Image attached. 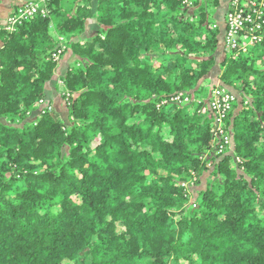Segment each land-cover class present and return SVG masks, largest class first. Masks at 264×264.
<instances>
[{
	"label": "trees",
	"instance_id": "trees-1",
	"mask_svg": "<svg viewBox=\"0 0 264 264\" xmlns=\"http://www.w3.org/2000/svg\"><path fill=\"white\" fill-rule=\"evenodd\" d=\"M220 7L45 0L0 27V264H264V43L227 51ZM219 85L241 99L221 154Z\"/></svg>",
	"mask_w": 264,
	"mask_h": 264
},
{
	"label": "built area",
	"instance_id": "built-area-1",
	"mask_svg": "<svg viewBox=\"0 0 264 264\" xmlns=\"http://www.w3.org/2000/svg\"><path fill=\"white\" fill-rule=\"evenodd\" d=\"M45 0L27 1L19 5L18 12L14 16H10L7 21L8 29L14 28L15 25L21 23L29 16L41 11L45 14L44 9ZM248 2H244V6L248 5ZM233 5H238L234 2ZM251 7H254V14L246 15L243 10L236 13L227 12L224 19V44L227 51L233 52L241 50L246 52L248 47H251L257 43H264V2L251 3ZM250 24V38L247 40L242 34L246 28V25ZM217 27V26H215ZM242 41H246L242 43ZM242 45V48H241ZM58 58V57H56ZM236 94L229 92L222 86H217L212 92V97L209 101L211 111L216 115L217 129L216 135L220 140L219 153H224L225 147L230 145V137L226 129L225 121L229 113L233 109V104L237 101Z\"/></svg>",
	"mask_w": 264,
	"mask_h": 264
},
{
	"label": "crops",
	"instance_id": "crops-1",
	"mask_svg": "<svg viewBox=\"0 0 264 264\" xmlns=\"http://www.w3.org/2000/svg\"><path fill=\"white\" fill-rule=\"evenodd\" d=\"M27 1H33V0H10V1L3 2L0 5V27L5 26L7 24V21L9 19V17L11 16L12 9H13L14 6H16V5L18 6V5H20V4L24 3V2H27ZM94 1L95 0H92L93 11L96 12L99 0H96L97 1L96 7H95V4H94ZM230 1L231 0H221V7L218 9V11L216 13V19L220 23V25H223L224 16L226 14L227 6H228ZM95 28H96L95 20L88 21L87 25H86L85 32L80 37H78L76 39V41H79V40L80 41H84V40L91 39L93 37V35H94ZM64 58L65 59L68 58V60H69L70 53H67L64 56ZM64 58L62 59L60 64L63 63ZM67 67H68V64H67ZM67 67H66V70H67Z\"/></svg>",
	"mask_w": 264,
	"mask_h": 264
},
{
	"label": "rangeland",
	"instance_id": "rangeland-1",
	"mask_svg": "<svg viewBox=\"0 0 264 264\" xmlns=\"http://www.w3.org/2000/svg\"><path fill=\"white\" fill-rule=\"evenodd\" d=\"M94 4H95V7H96V4H97L96 0L94 1ZM224 19H225V16H224ZM224 24L225 23H224V20H223V25H221V27L224 26ZM221 51H222V48H221ZM218 59L219 60L222 59L221 53H218ZM67 62H68V58L67 59L64 58L63 63L60 64V66L58 68V75L59 76H63L66 73V71H67L66 70ZM61 87L62 86L60 85V83H59V85L56 88L51 87L49 89V95H48L47 99H48V101H50L54 105V107H56V109H58V111L62 115L63 120L66 123H68L69 122V119H68L69 112H68V107H67L66 102L62 99ZM56 89H58V90H56ZM240 101H241V99L239 98V95H238V102H240ZM186 184H187V187H189L191 192H192L191 201H194L197 198V192L200 189L204 188V184L196 187L194 184H192L191 180H190V182H188ZM188 184H189V186H188Z\"/></svg>",
	"mask_w": 264,
	"mask_h": 264
}]
</instances>
